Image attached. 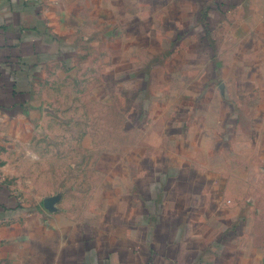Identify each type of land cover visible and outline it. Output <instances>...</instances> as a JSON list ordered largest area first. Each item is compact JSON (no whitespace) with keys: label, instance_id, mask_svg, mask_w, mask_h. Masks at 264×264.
I'll list each match as a JSON object with an SVG mask.
<instances>
[{"label":"crops","instance_id":"0c3cea01","mask_svg":"<svg viewBox=\"0 0 264 264\" xmlns=\"http://www.w3.org/2000/svg\"><path fill=\"white\" fill-rule=\"evenodd\" d=\"M0 264H264V0H0Z\"/></svg>","mask_w":264,"mask_h":264}]
</instances>
